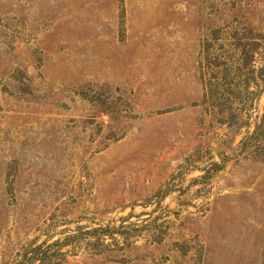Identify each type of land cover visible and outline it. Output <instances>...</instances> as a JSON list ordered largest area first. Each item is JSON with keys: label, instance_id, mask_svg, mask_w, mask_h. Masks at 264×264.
<instances>
[{"label": "rangeland", "instance_id": "374dc122", "mask_svg": "<svg viewBox=\"0 0 264 264\" xmlns=\"http://www.w3.org/2000/svg\"><path fill=\"white\" fill-rule=\"evenodd\" d=\"M264 264V0H0V264Z\"/></svg>", "mask_w": 264, "mask_h": 264}, {"label": "trees", "instance_id": "16d2710c", "mask_svg": "<svg viewBox=\"0 0 264 264\" xmlns=\"http://www.w3.org/2000/svg\"><path fill=\"white\" fill-rule=\"evenodd\" d=\"M36 254L33 259L40 261V264H50V258L46 257V254L40 251V248L35 250Z\"/></svg>", "mask_w": 264, "mask_h": 264}]
</instances>
